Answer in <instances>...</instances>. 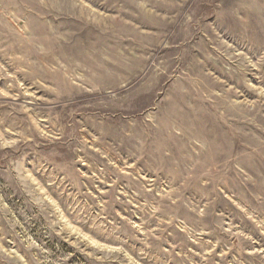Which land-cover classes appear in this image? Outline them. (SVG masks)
<instances>
[{
    "label": "rangeland",
    "instance_id": "rangeland-1",
    "mask_svg": "<svg viewBox=\"0 0 264 264\" xmlns=\"http://www.w3.org/2000/svg\"><path fill=\"white\" fill-rule=\"evenodd\" d=\"M0 264H264V0H0Z\"/></svg>",
    "mask_w": 264,
    "mask_h": 264
}]
</instances>
